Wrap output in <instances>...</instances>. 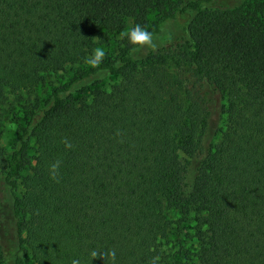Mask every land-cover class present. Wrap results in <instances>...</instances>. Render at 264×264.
<instances>
[{"label":"trees","instance_id":"16d2710c","mask_svg":"<svg viewBox=\"0 0 264 264\" xmlns=\"http://www.w3.org/2000/svg\"><path fill=\"white\" fill-rule=\"evenodd\" d=\"M156 257L264 264V0H0V264Z\"/></svg>","mask_w":264,"mask_h":264},{"label":"clouds","instance_id":"9594fccd","mask_svg":"<svg viewBox=\"0 0 264 264\" xmlns=\"http://www.w3.org/2000/svg\"><path fill=\"white\" fill-rule=\"evenodd\" d=\"M94 41L99 42V37L93 38ZM120 39L124 40L127 39L128 43L132 46V51H140L143 49H150L152 51H155L157 48V43L154 40L153 33L151 31H148L146 27L141 26L140 24H135L134 26L130 27L129 29H126L125 31H122L120 33ZM106 55V51L103 47H96L92 50L91 54L85 58V63L93 68H98L100 64L102 63L104 57ZM119 134V133H118ZM62 143H64L65 148L71 149L73 148V145L70 141L65 138ZM62 161L56 160L50 165V178L53 179L55 182L60 181V174L59 169L61 166ZM115 250H109L106 253H97L96 251H93L91 253V256L95 258H103L106 259L110 257L113 261L115 259ZM159 258L156 257L153 259L152 264H156V261ZM71 264H80L79 259H73L71 261Z\"/></svg>","mask_w":264,"mask_h":264},{"label":"rangeland","instance_id":"374dc122","mask_svg":"<svg viewBox=\"0 0 264 264\" xmlns=\"http://www.w3.org/2000/svg\"><path fill=\"white\" fill-rule=\"evenodd\" d=\"M172 70L174 72H176L175 68L172 67ZM183 80L185 79V81L190 84L191 80L190 77L187 76V74L181 73ZM16 137V133H15V129L14 128H10L8 127L7 129L4 130L3 133V144L4 145H10L11 143H13L14 139ZM179 158L184 161L185 160V156L183 153H179ZM29 168H25L23 170V172L21 173L19 180H18V186L16 189V194L18 196L22 195L26 189L29 187L30 184V171L28 170Z\"/></svg>","mask_w":264,"mask_h":264}]
</instances>
